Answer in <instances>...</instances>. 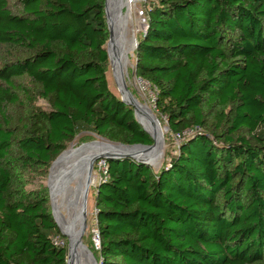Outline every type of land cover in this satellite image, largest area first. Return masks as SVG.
<instances>
[{
	"label": "trees",
	"instance_id": "obj_1",
	"mask_svg": "<svg viewBox=\"0 0 264 264\" xmlns=\"http://www.w3.org/2000/svg\"><path fill=\"white\" fill-rule=\"evenodd\" d=\"M104 6L0 0V264H66L47 194L24 175L80 132L153 144L109 90ZM136 41V77L183 141L158 171L106 160L100 264H264V0H159Z\"/></svg>",
	"mask_w": 264,
	"mask_h": 264
},
{
	"label": "rangeland",
	"instance_id": "obj_2",
	"mask_svg": "<svg viewBox=\"0 0 264 264\" xmlns=\"http://www.w3.org/2000/svg\"><path fill=\"white\" fill-rule=\"evenodd\" d=\"M120 5L122 7L120 11V16L125 17V21H126L125 27L128 26V28H126L127 31L126 29L124 31V40H123L125 41L124 50H123L124 60H123V66H121V77L123 79L125 88H127V92L131 96V98L136 103L149 108L153 112L154 104H153L152 91L146 84L142 83L136 77V74H135L136 59L133 53L135 49V46L133 43L135 42V40L139 38V36L144 32V30H141L142 26L138 23V21H136L133 8L130 7L129 4H125L124 0H121ZM107 12H109L108 7H107ZM105 21L107 25L106 16H105ZM107 32H108V26H107ZM108 39H109V32H108ZM132 39H133V42L131 41ZM104 47L107 49L106 44L104 45ZM106 78H107L110 92L114 94L116 97L121 99L122 96H121V93L119 91V88L117 86V83L114 77L113 67L110 63V59L107 65ZM34 106L41 110L49 109L48 104L44 100L39 99V98L35 99ZM137 117H138L139 123L145 129V131L149 133L151 136H154L155 129H154L152 122L148 118H146V116H143L139 112H137ZM162 122L163 124L160 123L162 126L161 128L162 130L165 131L166 130L165 127L167 125L164 119H162ZM194 134L195 133L191 131L185 134V136L186 138L189 139ZM99 139L100 138H98L96 135L90 132L78 133L75 136L73 142L67 145L66 147L67 151L64 153V155L60 159L64 158L68 154V152L73 154V153H79L83 151L84 149H86V148L84 149H77V148L85 147V146L95 144V143H98V144L103 143ZM182 141H183L182 139L178 140L174 134L169 132V130L165 131L164 146H163L162 152L158 156L154 157L156 159L154 165L156 166L159 164V166L153 167L155 171H158V169H160L162 166H165L169 163L168 157L170 156L173 157L178 154L179 145ZM70 145L72 146L70 147ZM96 162H94L93 164L92 178H91V182L89 185V192H88V197H87V211H86L87 226L85 228V231L81 235V241L93 254L97 264H100L98 248L96 247L95 242H94V234L96 230L94 196H95L96 185L100 181V172L98 171V168L96 167ZM48 175H49V169L47 170L45 174L44 173L43 174L42 173L26 174L22 177V185L25 187L27 191H37V192L44 191L47 194L48 209H49L50 214L52 215V207L50 204L49 191L47 190V187H46ZM81 185L82 183H81L80 171H76L73 174H71L69 178H67L66 180H63L59 186L58 198H57V203L59 206L58 212H59V215L61 216L60 218H62V221L64 222L69 221L70 216L72 215L74 211L75 203L77 204L82 201L85 190L82 188ZM63 239H64L63 244H65L66 248L68 249L67 247L68 239L66 237H63ZM87 258H90V257L87 255Z\"/></svg>",
	"mask_w": 264,
	"mask_h": 264
},
{
	"label": "bare ground",
	"instance_id": "obj_3",
	"mask_svg": "<svg viewBox=\"0 0 264 264\" xmlns=\"http://www.w3.org/2000/svg\"><path fill=\"white\" fill-rule=\"evenodd\" d=\"M121 0H107L106 4V12L107 7L109 8V12H107V18L110 25L111 32L113 34V43H107V49L109 51L110 63L113 67L114 77L119 88L120 93L122 94L124 100L130 102L136 108V111L146 116L148 118L155 129L154 136L151 137L153 140V146L150 149H142V148H129L122 147L110 144L104 140L99 139L103 143H95L85 147H80L77 149H84L79 153H69L62 159H60L67 149L59 156V158L51 165L49 168V175L46 183V187L49 191L50 196V204L52 207V215L55 221L56 226L61 230L68 238V264H97L93 254L90 250L82 243L81 235L83 233V214H86L87 211V200L86 203L82 201L79 203H75L74 211L70 216L68 222L62 221L60 218L58 209V191L59 186L63 180L69 178L71 174L76 171H80L82 188L84 190L87 189L89 192V185L92 178V170L90 169L92 158L98 154H112V153H121L128 154L137 159L146 161L150 166L154 167V163L156 159L155 156H158L163 149L164 146V134L167 131V127H165V131L162 130V126L160 122L157 120L154 113L147 107H144L138 103H136L131 96L125 91L124 82L121 77V66H123V50H124V31L127 27H125V17L120 16V11L122 9L120 5ZM125 2V0H124ZM125 4H128L125 2ZM126 14V13H125ZM127 31V29H126ZM133 42V39L131 40ZM141 125V124H140ZM142 127V126H141ZM143 128V127H142ZM144 129V128H143ZM145 130V129H144ZM147 133V132H146ZM72 145H70L71 147ZM70 154V155H69ZM60 159V160H59ZM59 160V161H58ZM58 161V162H57ZM161 163V162H160ZM158 164V163H157ZM156 166H159L156 165ZM155 166V167H156ZM85 192V191H84ZM86 228V227H85ZM87 255L91 258H87Z\"/></svg>",
	"mask_w": 264,
	"mask_h": 264
},
{
	"label": "water",
	"instance_id": "obj_4",
	"mask_svg": "<svg viewBox=\"0 0 264 264\" xmlns=\"http://www.w3.org/2000/svg\"><path fill=\"white\" fill-rule=\"evenodd\" d=\"M125 2H127V0H125ZM106 4H107V0H105V16H106V20H107V26H108V32H109V39H108V42H106L105 44L107 45V43H113V34L111 32V29H110V25H109V22H108V18H107V12H106ZM134 46L135 48L137 47V41L135 40L134 42ZM106 52H107V55H108V58H109V51L108 49H106ZM110 59V58H109ZM135 73H136V70H135ZM125 91H127V88H125ZM122 96V94H121ZM121 101L123 103H125L126 105L130 106L133 111H134V116H135V120L137 121V123L140 125L139 121H138V117H137V111H136V108L134 107V105L130 102H127L126 100H124L123 96L121 98ZM141 126V125H140ZM144 130V129H143ZM167 130H168V127H167ZM144 132L146 133V131L144 130ZM98 138L110 143V144H113V145H116V146H122V147H129V148H142V149H150L152 145H142V144H135V145H126V144H121V143H112V142H109L99 136H97ZM154 143V142H153ZM63 153V152H62ZM61 153V154H62ZM60 156V155H59ZM59 156L53 161V163L59 158ZM99 159H106V160H122V159H128V160H132L134 162H137V163H141V164H146V165H149L146 161H143V160H140V159H137L135 157H132L128 154H121V153H112V154H98V155H95L93 158H92V163H91V167L90 169L92 170L93 168V164L94 162L98 161ZM52 163V164H53ZM150 166V165H149ZM87 197H88V185H87V189L85 190L84 194H83V202L86 203V200H87ZM83 232L85 231V227L87 226V217H86V214L84 213L83 214ZM54 220V219H53ZM55 223V221H54ZM63 237H66L63 233H61ZM67 238V237H66ZM68 239V238H67ZM68 256H69V250L67 249V257H66V264H68ZM97 263V262H96Z\"/></svg>",
	"mask_w": 264,
	"mask_h": 264
},
{
	"label": "built area",
	"instance_id": "obj_5",
	"mask_svg": "<svg viewBox=\"0 0 264 264\" xmlns=\"http://www.w3.org/2000/svg\"><path fill=\"white\" fill-rule=\"evenodd\" d=\"M159 0H127V3L129 4L130 7L133 8V11L135 13V17H136V21H138V23L142 26L141 30L146 29L147 27V13L148 10L150 8V6L152 4H154L155 2H157ZM142 83L146 84L150 90L152 91V95H153V103H154V99H155V90L151 87V85L148 82H145L141 79H139ZM185 136V134H184ZM178 140L182 139L180 136H175ZM96 167L98 168V171L100 172V180L102 179H106L107 177V163H106V159H99L96 162ZM95 223H96V219H95ZM53 242L56 245H63V241H60L59 238H54ZM94 242L96 247L99 249V233L98 230L96 228L95 230V234H94Z\"/></svg>",
	"mask_w": 264,
	"mask_h": 264
}]
</instances>
